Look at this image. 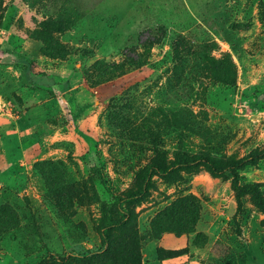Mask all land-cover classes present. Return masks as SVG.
<instances>
[{
  "label": "rangeland",
  "instance_id": "obj_1",
  "mask_svg": "<svg viewBox=\"0 0 264 264\" xmlns=\"http://www.w3.org/2000/svg\"><path fill=\"white\" fill-rule=\"evenodd\" d=\"M263 97L264 0H0V264L48 246L85 264H264V211L202 166L154 177L109 256L98 235L99 204L136 190L153 148L168 164L263 150ZM239 184L264 196V160Z\"/></svg>",
  "mask_w": 264,
  "mask_h": 264
},
{
  "label": "trees",
  "instance_id": "obj_2",
  "mask_svg": "<svg viewBox=\"0 0 264 264\" xmlns=\"http://www.w3.org/2000/svg\"><path fill=\"white\" fill-rule=\"evenodd\" d=\"M8 65H14L21 71L30 65V61L26 59H11L6 62ZM212 64L218 66V61H212ZM264 106V97L261 98ZM152 150V149H151ZM153 157L147 165H145L138 173V184L136 190L122 197H116L112 205L105 203L99 204L100 218L98 221L99 230V248L101 256H109L113 251V241L117 233L125 232L134 219L132 207L144 202L149 191L153 187V178L158 177L165 181H175L179 173L197 167H204L209 173L215 177L229 176L231 177L230 188L235 198L239 199L243 196H249L253 205L264 211V196L261 186L240 185L239 173L244 169L253 166L257 161L264 160V149L254 150L240 159L217 160L209 153L198 154L187 157L181 154L175 155L174 162L168 164L165 153L153 148ZM92 181H102L97 169H92ZM103 182V181H102ZM26 204L30 201L26 200ZM32 221H36V212L30 209L27 214ZM14 218V217H13ZM17 217L15 218V222ZM18 224V223H17ZM47 256L38 264H85L92 260L93 256L67 254L64 255L59 251L47 247ZM185 255V252L179 253H163L158 250L156 256L158 260H171ZM139 258H126L122 264H138ZM119 264V263H118Z\"/></svg>",
  "mask_w": 264,
  "mask_h": 264
}]
</instances>
